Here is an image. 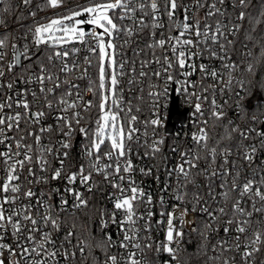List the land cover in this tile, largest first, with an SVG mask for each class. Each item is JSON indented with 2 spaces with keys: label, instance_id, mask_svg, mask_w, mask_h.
I'll list each match as a JSON object with an SVG mask.
<instances>
[{
  "label": "snow or ice",
  "instance_id": "1",
  "mask_svg": "<svg viewBox=\"0 0 264 264\" xmlns=\"http://www.w3.org/2000/svg\"><path fill=\"white\" fill-rule=\"evenodd\" d=\"M0 28V264H155L149 253L187 264L181 245L192 233L205 264H257L264 111L237 103L233 120L227 109L264 64V0H0ZM125 78L141 92L148 85L154 118L140 121L141 109L125 102ZM173 83L198 130L169 141V155L157 103ZM77 135L86 143L72 170ZM135 158L163 163L174 206L135 178L160 165ZM51 181L62 187L34 190ZM99 183L110 186L112 208L97 209L98 232L84 235L61 213L88 208L85 193Z\"/></svg>",
  "mask_w": 264,
  "mask_h": 264
},
{
  "label": "built area",
  "instance_id": "2",
  "mask_svg": "<svg viewBox=\"0 0 264 264\" xmlns=\"http://www.w3.org/2000/svg\"><path fill=\"white\" fill-rule=\"evenodd\" d=\"M15 2V0H13ZM178 16H180V13L178 11ZM43 16V14H41ZM90 31V27L88 28ZM4 29L0 28V32H3ZM124 54L126 56L131 55V49H125ZM234 59L237 57H233ZM207 62V61H203ZM212 63H218L216 61H213ZM94 69L90 70L91 74L94 78ZM193 81L199 80V75H194L191 77ZM156 82V81H153ZM82 84L84 82H81ZM141 86L137 85H129L127 84V78L124 79L121 83V89L123 90V97L125 102H130L133 108L139 107L141 109L140 112L135 113L138 115L139 120L143 121L146 119L154 118V113L152 110V98L148 96V85L144 84L142 85L144 91H140ZM179 85L176 84H170L169 85V92L166 97H160L159 101L157 103V109L159 112V117L164 125L160 131L162 134L166 136L164 150L166 152H169V155H171L169 151V141H181V142H187L190 139L191 133L197 131L198 129L193 127V123L195 121V117H193L191 114L193 112V108L191 105V102L187 99L186 94H183L181 91L178 90ZM247 92L242 93L241 99H238L234 95L232 96V99L230 100L231 107L227 109L229 116L233 120H237L239 117V113L236 110V104L239 103L243 109L248 112L249 115L252 114V112H258L256 109H253V105L247 104L245 102ZM142 97V98H141ZM90 99L91 97H86ZM219 99V98H218ZM174 100H176L177 103V113L183 114L185 113L184 119L176 122L174 119L171 118V109L174 103ZM222 102V101H221ZM207 115V113H206ZM92 116H95V112L92 113ZM174 123V127L172 132H169L170 125ZM211 123V122H210ZM241 125L245 123V121H240ZM219 131L218 128H214L210 132V136H215L217 132ZM86 141L82 140V138L77 135L73 140V149L71 150L69 162L72 165V170H75V167L79 165L82 162L81 152H82V146L85 144ZM138 146L133 145V151H137ZM139 151H143V149H139ZM264 156V154H260ZM134 163H136L137 167H149L152 166L154 163L160 165V170L156 171L154 170L153 175L151 176H142L138 172L135 175V178L140 184L141 187L145 189L146 192H149L153 195L154 200L157 199L159 196H164L167 205L168 206H174L177 202L173 199H171L172 196V188L169 187L168 192L165 193L162 191V187L165 183L171 185L173 181L168 180L164 175V168L163 163L158 159L157 161H152L150 159H139L135 158ZM2 174V173H0ZM156 176H159L160 179L157 180ZM97 182L100 181V177H95ZM51 186H57L62 187V184L60 181H51L49 185H36L34 186V190L40 191L44 190L47 191V189ZM83 191V189H80ZM111 188L108 185H105L103 183H99L98 189H93L92 193H85V195L89 198V204L98 203V206L100 209H107L111 210L112 204L111 202L106 198L108 194L111 192ZM58 199V198H56ZM69 205L72 204V200L69 197ZM159 206L157 205V208ZM82 209L76 210L72 209L71 207L68 208L67 211L62 212L61 216L66 219L68 224L70 223L71 218ZM143 211V209H141ZM158 218V217H157ZM188 219H193V216L190 215ZM194 226V225H192ZM189 225L185 226V232L189 233L190 227ZM163 226H161L162 228ZM108 232L112 233L114 239H119V237L116 236V226L110 225V227L107 229ZM152 239L155 241H160L164 239V232L162 230H155L151 233ZM200 240L199 236L195 233H192L190 236L186 235L185 237V244L181 245L183 249H186V252H182L181 255L186 257L187 264H205V257L200 254H195L197 252V243ZM115 251V250H113ZM209 255H211V252H209ZM149 257L154 259L155 264H165V262L169 259L166 253H160V254H153L149 253ZM257 264H264V256H261L260 254L257 255Z\"/></svg>",
  "mask_w": 264,
  "mask_h": 264
},
{
  "label": "trees",
  "instance_id": "3",
  "mask_svg": "<svg viewBox=\"0 0 264 264\" xmlns=\"http://www.w3.org/2000/svg\"><path fill=\"white\" fill-rule=\"evenodd\" d=\"M34 2L39 3L40 0H34ZM74 2L75 0H69V3ZM253 2L255 3V0H253ZM93 73L95 78V70ZM250 79L252 80V83L248 85L245 102L253 105V109H256L258 112L264 111V88L261 87V84L264 83V64L257 65L256 75L250 77ZM97 209H100L98 203L89 204L88 208L77 212L71 218L70 223H75L77 225V231L82 232L84 235H87L88 232L95 235L98 232L97 221L99 216Z\"/></svg>",
  "mask_w": 264,
  "mask_h": 264
},
{
  "label": "water",
  "instance_id": "4",
  "mask_svg": "<svg viewBox=\"0 0 264 264\" xmlns=\"http://www.w3.org/2000/svg\"><path fill=\"white\" fill-rule=\"evenodd\" d=\"M85 27L89 28L88 26H85ZM184 116H185V113H183V114L177 113V103H176V100H174V103H173V106H172V109H171V118L174 119L176 122H178L180 120H183ZM173 127H174V123H172L170 125L169 132H172Z\"/></svg>",
  "mask_w": 264,
  "mask_h": 264
}]
</instances>
